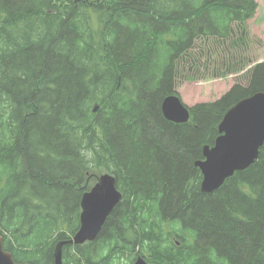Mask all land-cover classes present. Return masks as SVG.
Returning <instances> with one entry per match:
<instances>
[{
    "label": "trees",
    "instance_id": "16d2710c",
    "mask_svg": "<svg viewBox=\"0 0 264 264\" xmlns=\"http://www.w3.org/2000/svg\"><path fill=\"white\" fill-rule=\"evenodd\" d=\"M257 7L0 0V235L15 262L53 264L54 244L78 229L80 198L103 169L122 199L93 242L62 248L63 264H120L134 252L157 264H264V144L211 193L193 164L224 113L264 92V62L245 71V86L189 107L185 123L161 112L181 71L189 81L209 72L213 48L223 47L226 68L210 79L249 65L232 60L248 47ZM172 219L179 225L164 235L160 223Z\"/></svg>",
    "mask_w": 264,
    "mask_h": 264
},
{
    "label": "water",
    "instance_id": "95a60500",
    "mask_svg": "<svg viewBox=\"0 0 264 264\" xmlns=\"http://www.w3.org/2000/svg\"><path fill=\"white\" fill-rule=\"evenodd\" d=\"M164 118L173 123L189 120V110L175 94L167 95L161 102ZM219 135L212 146L204 145L203 159L194 161L201 172L200 191L211 193L218 189L234 172L249 167L257 159L264 144V92L259 91L231 106L218 124ZM115 178L103 174L97 183L81 198L79 227L69 239L60 240L54 250L53 264H63L62 246L79 245L96 238L106 218L120 200ZM0 264H28L15 262L10 252L3 250L0 235ZM133 264H157L137 256Z\"/></svg>",
    "mask_w": 264,
    "mask_h": 264
},
{
    "label": "rangeland",
    "instance_id": "374dc122",
    "mask_svg": "<svg viewBox=\"0 0 264 264\" xmlns=\"http://www.w3.org/2000/svg\"><path fill=\"white\" fill-rule=\"evenodd\" d=\"M256 1L258 7L254 15L247 20V26L249 32L248 47L237 48V51H235L233 55L240 60H237L236 58L232 60V61H239L242 64H245L246 60H249L250 61L249 65L239 73H231L225 77H217L210 79L209 73L213 68H220V69L223 68L224 70L226 68V65L222 64V57L226 58L227 55L223 53L220 54L218 53V51L222 52L223 47L220 46L219 48H213L211 62L209 65L210 70L205 74L203 78L198 79L196 81H189L183 77L185 76V74H187V72L183 70L181 71L182 72L181 75L179 74V76L176 79L175 90L179 98L182 100L184 104H186L187 107L194 106L198 103L215 101L216 99L220 98L224 93H226L236 83L245 86L248 81V75L247 72L245 71L249 70L252 65L264 61V0H256ZM205 49L206 52L210 51V48L208 49L209 51L207 50V47H205ZM194 52L198 53L197 50H195ZM101 158H102V162L109 164L108 160L106 159L107 157H104L102 153H101ZM111 167L113 168V170L116 169L113 162H111V164L108 165L107 169L110 170ZM97 172L98 174L95 175L97 176V180L99 179V175L101 176L103 174L109 173L107 170H103V169L100 172L96 171L95 173ZM200 183H201V179L198 182L199 187H200ZM80 202H81V198L79 201V206H80ZM177 225H179V223L175 219L166 220L165 222L163 221L160 223L161 226L160 230L165 235L168 232H173L174 229L171 228H176L175 226ZM63 230H66V228L64 227ZM57 231L59 232V229H57ZM183 235H186V231L183 233ZM172 238L173 240H178V238L174 235V233L172 235ZM94 240H92L91 242H93ZM173 240L171 239L172 242ZM148 244L149 242L146 244L147 248H148ZM135 253L136 252L130 255L131 257L130 261L129 259H127L128 257H126L120 261V264H133V261L135 260L136 256L139 254L140 256L142 255L141 254L142 252H138L137 254ZM144 254L148 255L146 249L144 250ZM150 261L151 260L149 259L147 262Z\"/></svg>",
    "mask_w": 264,
    "mask_h": 264
},
{
    "label": "bare ground",
    "instance_id": "6f19581e",
    "mask_svg": "<svg viewBox=\"0 0 264 264\" xmlns=\"http://www.w3.org/2000/svg\"><path fill=\"white\" fill-rule=\"evenodd\" d=\"M4 98H5V97H4ZM74 130H75V129H74ZM186 232H187V231H186ZM187 234H189V233H187ZM65 239H66V238H65ZM2 240H3V239H2ZM56 242H57V241H56ZM56 242H55V243H56ZM54 245H55V244H54ZM139 255H140V254H139ZM141 256H142V255H141ZM145 257H146V256H145ZM145 257H144V258H145ZM133 260H134V259H133ZM150 260H151V259H150ZM147 261H148V260H147ZM152 261H153V260H151V262H152Z\"/></svg>",
    "mask_w": 264,
    "mask_h": 264
},
{
    "label": "flooded vegetation",
    "instance_id": "af4514ba",
    "mask_svg": "<svg viewBox=\"0 0 264 264\" xmlns=\"http://www.w3.org/2000/svg\"><path fill=\"white\" fill-rule=\"evenodd\" d=\"M236 172H237V171H236ZM234 173H235V172H234ZM96 182H97V180H96ZM96 182H95V183H96ZM224 182H225V181H224ZM95 183H94V184H95ZM222 185H223V184H222ZM222 185H221V186H222ZM216 190H217V189H216ZM214 191H215V190H214ZM116 206H117V205H116Z\"/></svg>",
    "mask_w": 264,
    "mask_h": 264
}]
</instances>
